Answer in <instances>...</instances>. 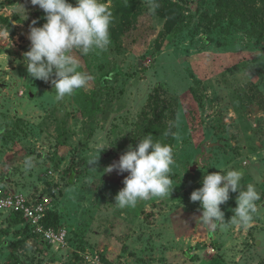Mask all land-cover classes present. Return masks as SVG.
<instances>
[{
    "label": "rangeland",
    "instance_id": "rangeland-1",
    "mask_svg": "<svg viewBox=\"0 0 264 264\" xmlns=\"http://www.w3.org/2000/svg\"><path fill=\"white\" fill-rule=\"evenodd\" d=\"M102 2L113 14L111 44L73 53L90 79L57 102L52 84L30 77L23 58L32 21L42 26L45 13L31 0H0V13L18 19L14 35L0 26V188L44 202L68 231L67 245L56 249L0 212V264H96L81 256L86 251L100 264H130L125 237L143 215L148 221L134 240L148 255L163 252L160 264H189L185 252L199 264H264V0H255L256 21L211 19L217 0H157L154 14L148 0ZM170 2L180 15L167 31ZM147 134L172 141L173 190L116 207L127 172L104 169ZM26 158L33 162L28 170ZM221 168L241 170L240 187L254 184L260 194L246 230L229 223L210 233L199 222V202L190 200L204 175ZM230 199L220 206L225 222L236 207ZM168 208L175 211L168 220L182 231L178 250L152 223Z\"/></svg>",
    "mask_w": 264,
    "mask_h": 264
},
{
    "label": "clouds",
    "instance_id": "clouds-1",
    "mask_svg": "<svg viewBox=\"0 0 264 264\" xmlns=\"http://www.w3.org/2000/svg\"><path fill=\"white\" fill-rule=\"evenodd\" d=\"M31 4L43 10L46 22L37 27V20H33L30 26V49L23 53L27 73L37 80L50 82L55 100L62 102L76 90L86 87L90 79L77 70L79 61L73 53L86 56L96 50L106 51L111 44L113 14L102 0H75V5L69 0H31ZM148 6L150 13L154 14L159 3L148 0ZM97 159L91 160L90 165H95ZM173 164L171 145L154 140L151 134L139 138L138 144L135 147L129 145L117 163L104 169L109 173L113 170L118 174L127 172L124 187L116 194L114 205L119 208L135 207L141 200L170 196ZM24 166L25 170L31 169L32 159L26 158ZM220 170L204 175L202 187L190 194V200L200 204L199 222L210 233L229 223L246 230L252 224L260 194L254 184H248L243 189L240 187L241 170ZM230 192H238V196L233 215L230 221L225 222L220 206L230 199Z\"/></svg>",
    "mask_w": 264,
    "mask_h": 264
},
{
    "label": "trees",
    "instance_id": "trees-1",
    "mask_svg": "<svg viewBox=\"0 0 264 264\" xmlns=\"http://www.w3.org/2000/svg\"><path fill=\"white\" fill-rule=\"evenodd\" d=\"M119 3L122 2V0H117ZM255 0H217V11L216 13L210 17L214 20H222L224 18H238L241 20H253L256 21L257 17V10L255 9ZM177 8L179 9L180 6L176 2H170L169 5L165 8V11L163 12V16L167 18L166 21V27L167 31L170 30L173 27V24L177 20V15H180L177 11ZM18 22V19H16L15 16H8L0 14V26H2L8 33L11 35H14L16 32V23ZM251 34L256 33V29H252L250 32ZM159 39H157L156 47L159 49L161 47ZM155 91L158 92V87L155 89ZM156 95H153V99H156ZM156 102V101H155ZM154 102V103H155ZM171 134V130L169 131ZM168 145L172 146V141L167 140ZM233 205L236 206V200L230 199L229 201ZM10 219L13 225H20L23 227H19L18 230H24L30 235L39 236L36 233H33L31 231V228L29 224L24 223L23 219L19 217L18 215L10 214ZM44 224L46 227H53L55 229L60 228L59 225V217L57 214L53 211H48L46 218L44 219ZM3 232H8V229H3ZM18 232V231H17ZM40 237V236H39ZM41 238V237H40ZM42 239V238H41ZM43 240V239H42ZM12 261L14 263L17 262L16 258H13Z\"/></svg>",
    "mask_w": 264,
    "mask_h": 264
},
{
    "label": "built area",
    "instance_id": "built-area-1",
    "mask_svg": "<svg viewBox=\"0 0 264 264\" xmlns=\"http://www.w3.org/2000/svg\"><path fill=\"white\" fill-rule=\"evenodd\" d=\"M0 212L9 215H18L29 224L31 231L38 234L44 241L56 245L57 248L67 245V229L64 227L53 228L46 227L44 219L48 213L47 205L44 202L28 199L21 194H11L0 188ZM210 252L213 251L209 247ZM93 255V254H92ZM89 255L88 253L81 254L86 262L100 264L99 257Z\"/></svg>",
    "mask_w": 264,
    "mask_h": 264
},
{
    "label": "crops",
    "instance_id": "crops-1",
    "mask_svg": "<svg viewBox=\"0 0 264 264\" xmlns=\"http://www.w3.org/2000/svg\"><path fill=\"white\" fill-rule=\"evenodd\" d=\"M2 14V13H0ZM4 15V14H3ZM174 213L175 211H172L171 209H167V211H164V213L162 215H158V213L155 217V219H152V223L156 224V225H161V229H164V231L166 233H169V241H170V247H171V250H178L179 249V245H180V234H181V230H177L178 227L176 224L174 223H171L169 220H168V215L171 214V213ZM148 219V218H147ZM145 217V215H143V217H141L140 219H136L135 221L132 222V226L130 227L129 231H128V234L127 236L125 237V246L127 247V253H128V256L127 257V260H130V264H151V263H154V264H160L159 263V260L160 258H164L165 255L163 252H158L157 249L155 250V252L153 253V251L148 255L147 252L145 250H143V247H141L140 245H138V243L136 242V240H134V237L136 236V231L139 230L140 228H144V224L140 223L142 222L143 220L145 221H148ZM165 222V224L163 223ZM115 223V222H114ZM154 224H150L149 226H147L148 224L146 223V226L147 228L148 227H153L155 226ZM165 225V226H164ZM159 228V226H157ZM156 227V228H157ZM181 231V232H180ZM188 232H191L192 230L191 229H188L187 230ZM141 234V233H140ZM186 238L185 235H183L181 241H183L184 239ZM138 240V238H137ZM67 242H68V231H67ZM55 247L56 249L57 246L56 245H52V247ZM170 247L168 249H170ZM173 248V249H172ZM89 251H86L84 253H87ZM196 252H198L196 250ZM82 253V254H84ZM167 255H170V254H173L172 252L168 251L166 252ZM169 253V254H168ZM193 255H190L189 252H185V258H186V262H188L189 264H199L200 263V260L201 258L196 256L195 253H192ZM174 256V254H173ZM171 258V257H170ZM184 258V259H185ZM199 258V259H198ZM132 260L133 263H132Z\"/></svg>",
    "mask_w": 264,
    "mask_h": 264
},
{
    "label": "water",
    "instance_id": "water-1",
    "mask_svg": "<svg viewBox=\"0 0 264 264\" xmlns=\"http://www.w3.org/2000/svg\"><path fill=\"white\" fill-rule=\"evenodd\" d=\"M14 83H15V82H14ZM1 86H4V84L2 83ZM28 95H29L30 97L34 96V94L32 93L31 89H29V91H28Z\"/></svg>",
    "mask_w": 264,
    "mask_h": 264
}]
</instances>
